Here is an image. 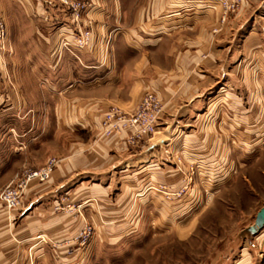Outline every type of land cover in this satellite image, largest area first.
Masks as SVG:
<instances>
[{
  "label": "crops",
  "instance_id": "1",
  "mask_svg": "<svg viewBox=\"0 0 264 264\" xmlns=\"http://www.w3.org/2000/svg\"><path fill=\"white\" fill-rule=\"evenodd\" d=\"M237 1L235 14L221 0H90L92 41L81 50L80 24L58 14L57 1L0 0L7 50L29 83L16 84V101L30 111L5 115L10 141L28 143L21 156L31 168L58 160L47 182L29 184L19 210L0 203V264H81L73 239L84 221L57 211L60 201L86 203L81 215L112 234L148 213L187 216L200 190L172 202L151 189L182 183L172 152L197 164L208 192L214 181L234 182L241 152L264 135V0ZM148 91L164 103L154 136L136 145L127 133L105 137L104 115L132 112ZM252 227L232 241V264H261L264 233ZM230 253L213 264H228Z\"/></svg>",
  "mask_w": 264,
  "mask_h": 264
},
{
  "label": "rangeland",
  "instance_id": "2",
  "mask_svg": "<svg viewBox=\"0 0 264 264\" xmlns=\"http://www.w3.org/2000/svg\"><path fill=\"white\" fill-rule=\"evenodd\" d=\"M55 1H57L55 9L58 10V14L72 20L70 11L60 0ZM76 1L86 3L88 8L81 15V30L76 29L75 38L84 31L92 32L88 24L84 27V20L91 9L90 0ZM131 1L136 0H129ZM230 1L236 2L230 9V13L236 14L240 11L241 4L235 0ZM129 10L134 12L136 8ZM240 57L242 63L246 64L247 55L241 54ZM11 59L6 49L4 64L0 67V117H2L0 118V203L4 208L1 194L5 189L20 185L29 172L37 171L47 164L46 162L44 165L31 168L27 160L22 157L28 148V143L23 139L15 141L16 143L10 141L8 135L10 121L5 115L15 111H30L28 107L25 108L17 103L18 100L16 101L21 94L16 84L21 85L22 90L27 84L29 85L27 73L24 70L17 71ZM29 81L31 84L34 83ZM253 138L252 149L241 152V166L234 182L222 185L214 181L209 185L212 187L209 188V192L205 188L206 185L199 181L200 172L197 164L188 163L182 154L172 152V168L180 173L182 183L172 184V190L165 185H154L151 189L165 195L166 199L172 202L175 199L184 201L194 189L200 190L202 194V198L196 197V201L194 197L193 211L187 216H172V221L169 217H156L148 213L129 231L113 234L100 232L89 215L85 217L81 215L86 203L76 204L69 200L62 204L60 201L55 207L57 211L77 213L84 221L83 228L73 239V246L82 257L81 264H213L219 256L229 254L232 250V241L240 238L241 231L255 225L258 213L264 208V135ZM15 148L18 154H15ZM50 159L56 157L51 156ZM210 193L214 194L210 197ZM23 195L24 192L22 198ZM198 210V215L190 216ZM262 232L264 233V228ZM232 262L233 255L230 253L228 264Z\"/></svg>",
  "mask_w": 264,
  "mask_h": 264
},
{
  "label": "built area",
  "instance_id": "3",
  "mask_svg": "<svg viewBox=\"0 0 264 264\" xmlns=\"http://www.w3.org/2000/svg\"><path fill=\"white\" fill-rule=\"evenodd\" d=\"M71 13L75 23H81V15L85 13L88 5L76 0H60ZM237 1V0H235ZM239 2V1H237ZM236 3V2H235ZM234 1L221 0L224 9L230 12L234 7ZM235 10H233L234 12ZM8 41V27L4 19L0 18V67L4 64ZM92 41V32L84 31L79 37H74V45L79 49H86ZM67 47L68 43L65 44ZM164 111V103L154 92H146L140 99L137 107L132 112H124L119 108L110 109L103 118L102 130L105 137L126 134L127 143L136 145L138 142L149 139L158 131L160 117ZM58 161L50 159L47 164L37 170L29 172L25 180L16 186H9L1 194V199L8 211H16L21 206L22 194L32 181L46 182L50 179ZM91 231V229H90ZM87 236L89 234L86 233ZM87 238V237H86ZM84 240V239H83ZM84 242H87L85 239ZM264 264V250L261 253Z\"/></svg>",
  "mask_w": 264,
  "mask_h": 264
},
{
  "label": "water",
  "instance_id": "4",
  "mask_svg": "<svg viewBox=\"0 0 264 264\" xmlns=\"http://www.w3.org/2000/svg\"><path fill=\"white\" fill-rule=\"evenodd\" d=\"M264 228V208L258 213L256 218V223L254 227H252L251 231L253 234H257L261 229Z\"/></svg>",
  "mask_w": 264,
  "mask_h": 264
}]
</instances>
